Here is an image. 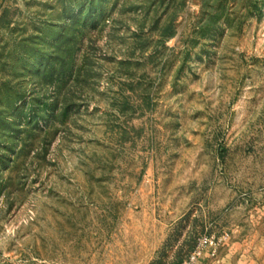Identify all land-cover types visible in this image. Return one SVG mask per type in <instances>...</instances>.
Instances as JSON below:
<instances>
[{
	"label": "rangeland",
	"instance_id": "1",
	"mask_svg": "<svg viewBox=\"0 0 264 264\" xmlns=\"http://www.w3.org/2000/svg\"><path fill=\"white\" fill-rule=\"evenodd\" d=\"M205 234L264 247V0H0V264Z\"/></svg>",
	"mask_w": 264,
	"mask_h": 264
},
{
	"label": "crops",
	"instance_id": "2",
	"mask_svg": "<svg viewBox=\"0 0 264 264\" xmlns=\"http://www.w3.org/2000/svg\"><path fill=\"white\" fill-rule=\"evenodd\" d=\"M201 264H264V247L259 250H240L234 246H227L219 251L215 260L203 257Z\"/></svg>",
	"mask_w": 264,
	"mask_h": 264
},
{
	"label": "built area",
	"instance_id": "3",
	"mask_svg": "<svg viewBox=\"0 0 264 264\" xmlns=\"http://www.w3.org/2000/svg\"><path fill=\"white\" fill-rule=\"evenodd\" d=\"M221 246L222 238L214 234H205L198 239L194 249L180 264H201L203 257L214 260Z\"/></svg>",
	"mask_w": 264,
	"mask_h": 264
}]
</instances>
